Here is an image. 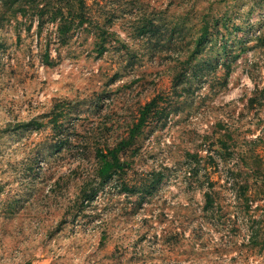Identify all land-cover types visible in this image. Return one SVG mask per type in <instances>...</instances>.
Instances as JSON below:
<instances>
[{
	"label": "rangeland",
	"instance_id": "374dc122",
	"mask_svg": "<svg viewBox=\"0 0 264 264\" xmlns=\"http://www.w3.org/2000/svg\"><path fill=\"white\" fill-rule=\"evenodd\" d=\"M63 1L0 15V175L58 183L40 161L53 156L66 171L71 145L93 178L71 220L54 209L26 241L34 252L25 264H54L42 248L53 232L103 250L101 222L120 247L146 242L141 260L163 249L160 264H264V0H83V22L79 0ZM141 171L151 194L128 201L131 213L78 214L135 191L126 177ZM12 183L0 180L9 215L27 207ZM29 195L38 201L39 188Z\"/></svg>",
	"mask_w": 264,
	"mask_h": 264
},
{
	"label": "clouds",
	"instance_id": "9594fccd",
	"mask_svg": "<svg viewBox=\"0 0 264 264\" xmlns=\"http://www.w3.org/2000/svg\"><path fill=\"white\" fill-rule=\"evenodd\" d=\"M236 22L239 23V21ZM259 83L261 87H264V75L261 76ZM27 131L32 132L35 129H28ZM11 135L9 134V138ZM17 147L22 146L17 145ZM64 152L66 156L76 157V159L65 161L68 165L66 171L56 172V167L49 163L50 160L54 159L53 156H48L40 161L41 168H52V173L55 174L58 183H53L49 178H46L43 183L37 185L36 179L38 178H33L32 185H29L27 179L19 172L15 174L9 172L7 176L0 175V180L13 181L11 184L13 193L26 196L23 204L27 205V207L22 205L18 208L16 214L9 215L5 202L0 200V264H25V262L33 257L34 252V250L27 247L26 241L30 238L34 239L36 235L40 234L41 226L52 210L69 211L70 215L68 219L71 220L72 211L78 206L82 207L86 203L83 200H78V197L83 186L93 178L87 172L85 162L79 158L83 153L71 145H65ZM59 155V153L55 154V156ZM18 167L22 166L18 165ZM133 172H135V169H133ZM184 179L185 177L181 175L180 180L183 181ZM126 180L128 185L134 188L135 191L116 195L115 198L109 197L102 201L98 200L91 208H86L78 214L81 216L85 214L89 216H106L104 208L107 207L111 210L110 215L119 216L121 215V210L131 213L132 204H135L140 199H143L145 202L149 199L151 193L148 188L151 183V177L147 176L145 172L141 171L135 175L129 173ZM105 183L111 186L112 181H106ZM177 183L179 184V181ZM180 186L183 187V185ZM36 187L39 188V200L33 201L29 193ZM121 187H118L114 191L119 192ZM49 188H52L51 192L48 191ZM128 201H131L132 204L128 203ZM37 206H40L44 210L43 215L35 212ZM113 206H115L114 210ZM195 207L196 204L193 202L192 208L195 209ZM93 208H95V211H93ZM145 211H147L146 204ZM26 220L28 221L27 226L25 225ZM84 222L83 219L78 221L81 224ZM98 227L99 231L106 232L108 237L105 242L106 247L103 250L89 246L88 250L85 251L84 246L76 242L75 238L71 236L70 231L53 232L51 239L46 238L42 241V248L51 257L54 264H160V259L163 258V249L157 251L158 259L148 260L145 257L144 260H141L140 257L145 256L147 251L146 242L137 245L135 250L127 246L120 247L123 244V240H116L113 237L111 223L101 222ZM150 228L151 221L141 230L147 232ZM69 238L72 239V243L69 247L64 248L61 241ZM193 243L194 241L189 237L187 244L190 246ZM53 245L55 246L53 247ZM110 249H116V251H110ZM132 257H136V259L133 260ZM165 264H168V262L165 261ZM181 264H183L182 261Z\"/></svg>",
	"mask_w": 264,
	"mask_h": 264
},
{
	"label": "trees",
	"instance_id": "16d2710c",
	"mask_svg": "<svg viewBox=\"0 0 264 264\" xmlns=\"http://www.w3.org/2000/svg\"><path fill=\"white\" fill-rule=\"evenodd\" d=\"M39 0H0V6L2 7L3 11L0 12V15H5L6 18L9 16H14L17 14L24 13L26 12L25 9H37V3ZM46 1V0H45ZM61 2H64L66 5L67 3L63 0H60ZM69 2V1H68ZM74 3H78V9L80 10V13L78 14V18L80 22H83L85 20V15L83 14V0H79L78 2L74 1ZM74 5V4H73ZM74 7H72V11H73ZM62 10V9H61ZM58 11L57 14L60 15V19L64 17V15L62 14V11ZM47 12L49 11H40L39 14L45 15ZM73 13V12H72ZM69 16H72L71 14H68ZM74 16V15H73ZM62 28L60 29V33L61 34H65L67 33L68 27L66 25L61 26ZM204 30H207V27H204ZM227 74L229 73V69L227 68ZM142 123V121H141ZM140 123V124H141ZM116 152L117 150H114L112 154H114L116 156ZM111 163L108 166V169H114L116 166V159L115 157H113V159H111L110 161ZM106 169V171L108 170ZM104 170V169H103ZM102 169H100V175L101 176H105L106 172L103 171Z\"/></svg>",
	"mask_w": 264,
	"mask_h": 264
}]
</instances>
